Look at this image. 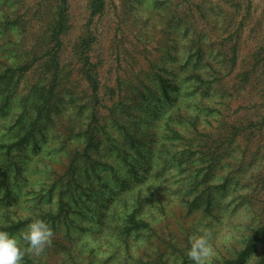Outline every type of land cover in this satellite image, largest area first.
<instances>
[{
    "label": "rangeland",
    "instance_id": "374dc122",
    "mask_svg": "<svg viewBox=\"0 0 264 264\" xmlns=\"http://www.w3.org/2000/svg\"><path fill=\"white\" fill-rule=\"evenodd\" d=\"M92 1L68 0L58 47L59 0H0V224L53 227L24 264H192L201 224L208 264L235 258L264 224V0H105L95 15ZM250 258L264 264V237Z\"/></svg>",
    "mask_w": 264,
    "mask_h": 264
},
{
    "label": "trees",
    "instance_id": "16d2710c",
    "mask_svg": "<svg viewBox=\"0 0 264 264\" xmlns=\"http://www.w3.org/2000/svg\"><path fill=\"white\" fill-rule=\"evenodd\" d=\"M104 6H105V0H93L91 2L92 15L102 12ZM67 18H68V0H59V4L56 7V12L52 24V39H54L58 43L57 44L58 47H60V45L62 44L60 40V35H62L63 32L66 31L67 29ZM83 44L89 46L90 45L89 39L83 41V43L81 44V48ZM82 55H84L85 57V63L90 64L89 55L85 54L83 48H82ZM168 73L170 75L158 74V78H159L158 80L160 81V85H161L162 98L159 91L158 92L154 91V93L156 94V96L160 101L164 99L169 100L170 98H172L170 96V92L177 87V84L174 83V80L172 78V74H171L172 72H168ZM85 75L88 78L89 82L93 85L94 93L97 94L98 82L96 80L95 75L93 74V70H91V68L87 69ZM194 76L198 80L202 79L200 73H194ZM186 118H190L189 123L191 122V125H193V127L198 125L197 119L190 116H187ZM93 121L97 122V119L94 118ZM166 126H167V131L165 137L170 136V138H176L177 136H179V132L176 131L175 128H173L170 122H167ZM128 134H131V136H129L130 139L135 138L136 136L135 131L129 132ZM93 138L94 136H92V139ZM143 140L147 142L150 146H153L154 142L157 141V134L155 132H151V130L148 129L144 133ZM99 178H101L100 175ZM134 196L135 195H133V198ZM65 203H66L65 200H62V208L64 207ZM123 203H124L125 211L129 212V213L127 212L128 213L127 222H129V225L131 226L132 224L134 229L141 227V225L145 223V220L142 218L143 216L140 213L141 211H143L142 209L143 204L146 203L143 202V199H141L140 197H137V201L134 202L133 204H129L130 203L129 199H125ZM213 204H214L213 194L211 193L207 196L206 209L207 210L212 209L214 206ZM132 206H136V208L133 211L130 210L132 209ZM25 224L26 222L24 221H12L11 223L8 224H0V228H3L9 231L10 233H15ZM128 228L130 229V227ZM262 237H264V224L258 227L255 234L249 237L248 240L245 241V246L241 250L237 251V255L235 258H225L222 264H244L246 258L257 249V245ZM183 264H188L186 258Z\"/></svg>",
    "mask_w": 264,
    "mask_h": 264
},
{
    "label": "clouds",
    "instance_id": "9594fccd",
    "mask_svg": "<svg viewBox=\"0 0 264 264\" xmlns=\"http://www.w3.org/2000/svg\"><path fill=\"white\" fill-rule=\"evenodd\" d=\"M54 229L44 218H34L19 234L0 228V264H24L26 254L39 256L52 243ZM186 255L192 264H208L214 255L211 230L198 226L188 237ZM248 264H252L251 258Z\"/></svg>",
    "mask_w": 264,
    "mask_h": 264
}]
</instances>
